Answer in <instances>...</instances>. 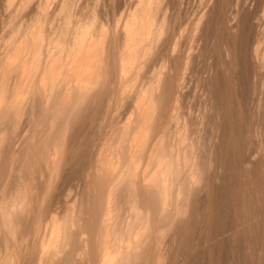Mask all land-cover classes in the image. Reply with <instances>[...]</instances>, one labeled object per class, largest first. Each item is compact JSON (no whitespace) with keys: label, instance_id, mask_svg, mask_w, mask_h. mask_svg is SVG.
Wrapping results in <instances>:
<instances>
[{"label":"bare ground","instance_id":"obj_1","mask_svg":"<svg viewBox=\"0 0 264 264\" xmlns=\"http://www.w3.org/2000/svg\"><path fill=\"white\" fill-rule=\"evenodd\" d=\"M3 1L0 3V122L7 121L8 125L0 130V180L12 174L13 163L17 158L15 146H18V138L20 139L17 131L27 111L33 112L38 103L46 104V111L51 114L49 120L56 124L48 125L50 129L53 131L57 127V121L60 124L56 132H53L56 137L52 142L35 139V145H43L35 152L38 159L34 158L31 147L24 149L23 160L28 169L27 174H19L14 188L0 197V264H195L192 256L197 255L193 252L188 254V260H183L191 250L193 235L196 236L198 231L201 236L203 232V227L199 230L197 228L199 221L202 222L203 219L199 218V208H195L193 203L197 199L193 200V196L199 191L197 188L203 187L204 190L206 186L214 185V198L211 197V189H206L208 202L219 207L226 201V183L217 184L214 181L215 172L212 167L216 161L213 155L217 143L212 139L210 142L205 139L207 143H203V151L206 149L210 154L204 156L207 152L205 150L203 156H200L203 157L202 167L193 148V140L188 138L187 124H173L167 139L161 134L162 131L156 133L160 105L157 92L161 86L162 69L155 72L146 85L140 87L137 83L141 70L165 31V20L156 18L161 0H138L137 6L126 15L121 24V20H118L121 36L115 43L113 62L105 53L107 29L104 25L96 26L95 13L86 20L73 21V13L62 7L61 13L65 12V15L60 13L51 21L53 27L47 35V9L54 0H40L38 9L30 20L14 28L8 23L15 20L13 16L21 15L32 0ZM216 1L217 4H214L221 5L220 11L223 12L226 0ZM237 1L234 5L236 8L229 15H233L236 21L241 18L246 22L248 44L251 30L256 25L251 22L252 16L248 12L243 14L245 6ZM216 5L212 8L205 5L203 11V51L207 47L206 41L213 26L212 17ZM14 12L17 13L12 15ZM238 27L237 22L236 28ZM240 40L242 44V38ZM250 48L248 57L253 67L252 88L255 93L258 85L264 84V77L260 75V69L264 66V50L260 48L259 39ZM241 53L237 54L235 60L238 65L242 64ZM231 54L230 51L227 53L228 56ZM244 57L247 59V55ZM112 66L118 75L117 85L114 87L115 104L120 106L123 100L131 96V113L121 125L114 126L107 137L92 143L91 148L79 149L78 144H85L74 141L78 149L73 148L72 156L68 154V161L72 165H66V151L70 152L65 148L69 142V121L73 118L78 123L86 119L85 107L90 103L94 92L103 90ZM244 66L248 83V74L251 72L248 68L251 66L247 68L246 63ZM209 77H204L203 74L204 81L207 82ZM242 78L238 76L236 79L240 83ZM260 91H257L260 94L256 97V104L257 107H264ZM244 92L240 96L243 103ZM174 110L175 107L171 112ZM211 133L215 132L212 130ZM211 133L208 132L209 135ZM263 144L260 143V147ZM244 159H241L240 164L244 163ZM83 160L84 166L78 165ZM252 160L249 159V162ZM33 167L37 170H33ZM44 168L47 174L43 180ZM242 169L237 170L228 190L234 206L233 219L231 218L230 228L226 230L231 232V240H236L235 236L240 229L250 236L256 223L264 218L263 207L259 210L253 205L258 201L255 198L251 199L249 196L248 204L245 203L247 207H242L243 211L239 207L243 200L240 189L245 171ZM37 175L41 176L40 185L34 184ZM61 176L64 177L61 180L69 187L73 184L74 189L76 182H72L83 180L88 196L85 207L84 203H73L67 205L63 214L58 216L50 212L55 202V187ZM230 177L227 174L222 180H230ZM60 184H63L62 181ZM68 185L63 187L67 188ZM61 192L63 195V191ZM58 202L59 200L55 204ZM210 213L207 214L210 216ZM30 215V223L24 228L25 217ZM248 240L249 247H253L250 237ZM177 242L179 245H176ZM216 243L219 251L224 248V240ZM178 253L182 254V262L178 261Z\"/></svg>","mask_w":264,"mask_h":264},{"label":"rangeland","instance_id":"obj_2","mask_svg":"<svg viewBox=\"0 0 264 264\" xmlns=\"http://www.w3.org/2000/svg\"><path fill=\"white\" fill-rule=\"evenodd\" d=\"M15 1L21 2L23 0ZM236 1L237 0H226L224 4L225 7L223 6V12H221V3L219 4L220 6H217L216 0H161L160 6L157 10L156 18L158 20H165V31L161 36V40H159V43L154 48L150 58L147 60L143 69L141 70V73L138 76L137 80L138 85L142 87L149 82L155 72L159 71V69H162L163 71L160 90H158L157 92V99L160 102L158 110L159 118L157 120L156 128L157 134L162 131L161 134L163 133L162 135L167 139L172 132L171 130L173 124L174 126L187 124L188 129L186 130V132L187 135L189 134L188 138L190 141L193 140V148L196 152V155L198 156V159L201 160H199V162L202 164V167L203 157L200 158V156H203V153L206 151L207 152L204 153V156H209L210 154V151L206 149H204L203 151V143H205L206 141L210 142L211 139L213 142L217 143L213 155V158L216 161L213 162L212 167L215 172L214 174L216 180L214 179V181L217 184L226 183V190H224V200L226 201L222 202L221 206H219L220 208L217 206H213L208 202L206 189H211V197L214 198V185H212L213 187L206 186L207 188L205 187V191L202 189L203 187H201V189H199L200 187L197 188L196 190H199L198 192L196 191L197 193H195L194 191L197 198L194 195L193 200L197 199V201L193 203L195 208H199V218L203 219L202 222H200L201 220L199 221L197 228L199 230L203 227V232L201 236L199 235L198 231L196 232V236L193 235V238L191 239L193 243L190 241L192 243H190V252L187 253V255L183 252L182 254H185L186 257L192 252L193 254H196V257L192 256V259H195V264H264V218L262 221L260 220L259 223H256L250 236H247L246 232L242 233L243 230L240 229L239 233L237 234L238 236H235L236 240H234V238H232L231 240V236H229L231 232L226 231L228 230V228H230V223L232 222L231 218L233 217L234 213V206L231 201L230 191L228 190H230L233 177L235 176L239 168H243L242 170L245 171V174L242 177V179L244 180H242L243 182L240 189V195L243 200L241 199L242 201H240L241 203L239 207L241 208V210L244 205L245 207H247V200L251 197V199L255 198V200H258L253 203V205L255 204L254 206L256 208L260 210V208L263 207L264 209V107L263 105L262 107H257L256 104V97L258 98L260 94L258 92L260 91V89L262 91H260L262 94L261 96L264 100V84L258 85L254 93L252 88V78L254 73L250 57H248L250 56V47H252L253 43H255L258 39L260 48L264 50V0H239L242 6H245L243 14L248 12V14H250L249 16H252L250 18V20L252 19L251 22L254 23V25L258 26H255L256 28L252 26L253 28L251 30L248 44L246 43V22L241 18L239 20L237 19L236 21V19L233 18V15H229L232 14L234 9L236 8V6L234 8ZM2 2L4 1L0 0V3ZM39 2L40 0L30 1L28 6L23 9V13L19 16H13L15 20L13 18L12 20L14 21L9 22L8 25H11L10 27L14 28L19 26L20 24L27 23L38 9ZM137 2L138 0H54V2L47 9V20L45 23L46 34H50L51 28L53 27L51 21L55 17H57L58 14L60 15L62 7L67 11L70 10L73 13V21L86 20L95 13L96 26L104 25L107 29L105 46L107 51H105V53L107 57H110L109 60L113 62V54L116 52L115 43L118 42V39L121 36L120 24L122 23L126 15L137 6ZM205 5H210L209 8H212L216 5L217 8L212 17L213 26H211V32H209V38L206 41L207 47L203 51L202 32L203 11L206 8ZM14 9L15 8H12V10ZM16 13L14 12L12 15ZM223 13L226 16L223 15ZM61 15H65V12L61 13ZM118 20H121L119 26L117 25ZM15 22L18 24H16ZM237 22L240 28H236ZM241 38L243 40L242 44H240ZM229 51L232 54L228 56L227 53ZM238 53L243 54L240 55V61L242 63L240 65H238L235 61ZM245 55H247V59H244ZM243 59L244 61H248L244 62ZM244 63H246L247 68L249 65L251 66L248 68L249 72L251 71L249 73L250 75L248 74V83L246 80L247 77H245L246 74L244 71ZM263 68L264 66L262 67V69ZM262 69H260V75L261 77H264V69ZM203 74L204 77H209L210 75L211 79L209 77V80L207 82L204 81ZM238 76L243 77L242 81L245 82L241 81L239 83L236 79ZM117 81L118 75L116 74V71L113 70L112 66V68L110 67L109 69V76L103 90L94 92L90 98V103L85 107L86 119L78 123L73 118V120L70 119L67 134V140L69 142H67L68 144H66L65 146L66 150H70V152L66 151L67 162H64L66 165L71 164V162L68 161V154L72 156L71 154L74 153V150L77 148V145H74V141H80L81 143L85 144H78L79 149L91 148L92 143H96L101 138L107 137V135L111 133L110 131L114 129V126L117 127V125H121L125 121V118L131 113V96L123 100L120 106H116L115 104L116 102L114 87L117 85ZM243 83L245 87H243ZM247 85H250L251 87L249 88ZM243 92L245 95V104L243 103V99H241L240 97ZM35 106L36 107L33 109V112L32 110L27 111V113L23 116L18 128L17 137H20V139L18 138V146H15L17 150V158L13 163L14 167L12 169V174L10 175V177L4 178L2 179V181L0 180V197H2L4 193L8 194L14 188L16 182L18 181L19 174H27L28 169L26 168V164L23 160L24 149L27 147H31L30 149L34 153V158L38 159V156L35 152L36 150L42 148L43 145H35V139H40L45 142H52L56 137L54 133L56 132L55 130L60 124V121H57V127L55 126L54 130L52 131V129H50L48 125H54L55 123H52V120H49L51 114L46 111L48 105L38 103ZM173 107H175V110L171 112ZM204 113L206 115H204ZM175 120L176 122L174 123ZM257 123L260 125H258ZM7 125V121L0 122V130H3L5 127H7ZM167 126L169 128H167ZM213 127L214 129H212ZM258 127H260L259 130ZM200 128L204 130H201ZM212 130L215 133L212 134ZM164 131L165 133L167 132L166 135ZM256 131L259 133H256ZM208 132L211 133V135H209ZM260 143L263 144L261 145L262 147H260ZM242 158H245L244 163L241 162L240 164ZM249 159H253L251 163L249 162ZM83 163L85 164L84 160L78 163V165L84 166ZM81 166H79V168L83 169ZM32 169L35 171L37 170V168L35 167H33ZM45 170L46 169L44 168L43 180L47 174V171ZM227 174L228 176H231L230 180H222V178L227 176ZM15 176L17 177L16 179ZM62 178L64 177L61 176L58 179V185L62 181V183L67 186L68 184H66L64 180H61ZM41 181V176L39 177L37 175V179L34 181V184L40 185ZM223 181L225 182L223 183ZM75 182L77 185L75 184ZM72 183L75 184L74 186L76 188L74 189L73 184H71L72 188L71 186L69 187V185L67 187L71 190L67 191V188L63 187V184H60L59 186L56 184L53 199L55 200V202L59 200V202L61 203H53L50 212L51 214L61 216L66 206L73 203H84L83 206H86L88 193L87 187H85L83 180L73 181ZM62 187L63 190H60L62 189ZM61 191H63V195L65 197L60 194L62 193ZM57 192L59 194H57ZM57 196L58 199L56 198ZM59 198L61 199V201ZM241 210L239 209L240 212ZM209 211L212 213H210ZM207 213H210V216ZM25 218L26 225H23V227L27 228L31 220V215L30 217ZM255 220L256 219H254V222ZM218 227H220V230L217 231ZM259 227L261 228L259 229ZM24 228L22 229L26 230ZM24 233L25 231L23 232V234ZM249 237L253 241V247L252 245L251 247H249V240L247 241ZM218 240H224L225 243L224 248L220 249V251L218 248L219 245H217L216 243ZM233 240L234 242H232ZM247 244L248 246H246ZM176 245H179V242H177ZM245 246L248 248H246ZM247 250L248 252H250V254L247 252ZM178 254V261L182 262V254ZM186 257L183 258V260H188V257Z\"/></svg>","mask_w":264,"mask_h":264}]
</instances>
